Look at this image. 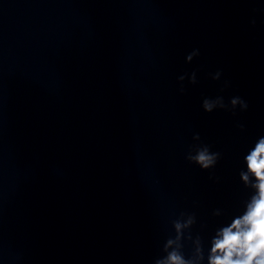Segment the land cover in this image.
I'll use <instances>...</instances> for the list:
<instances>
[{
	"label": "clouds",
	"instance_id": "1",
	"mask_svg": "<svg viewBox=\"0 0 264 264\" xmlns=\"http://www.w3.org/2000/svg\"><path fill=\"white\" fill-rule=\"evenodd\" d=\"M249 24L255 27V17L249 20ZM199 55V49H193L186 56V63H191ZM222 74L218 70L210 76L213 81H220ZM185 79L196 84V71L178 77L181 93L184 92ZM228 87L230 81H223L221 91ZM201 106L208 113L222 109L233 115L237 109L245 112L249 108L248 102L240 96L231 97L227 103L223 96L205 97ZM237 127L241 131L245 129L242 123ZM193 140H201L199 133L193 135ZM220 158V152L211 151V146L202 142L190 145L185 156L190 164L205 171L213 169ZM243 164L245 168L239 171V177L244 187L250 190V195L242 201V211L232 216L226 224L217 227L207 241L200 233L193 235L192 229L197 223L196 214L179 212L170 221L172 234L165 239L161 247L162 254L155 257L152 264H264V136H259L247 150ZM209 179H213V176L210 175ZM212 215L220 217L224 213L221 209H215ZM204 227L201 225V229ZM186 247L189 249L187 252Z\"/></svg>",
	"mask_w": 264,
	"mask_h": 264
}]
</instances>
